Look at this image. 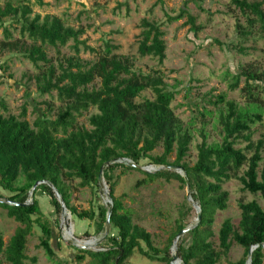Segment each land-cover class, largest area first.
I'll list each match as a JSON object with an SVG mask.
<instances>
[{
  "label": "trees",
  "instance_id": "1",
  "mask_svg": "<svg viewBox=\"0 0 264 264\" xmlns=\"http://www.w3.org/2000/svg\"><path fill=\"white\" fill-rule=\"evenodd\" d=\"M1 1L0 19L10 16L20 26L17 38L7 26L3 27L0 47L22 52L38 70L33 75L37 90L41 94L55 91L63 107L54 119L46 115L37 116L32 124L24 118L25 107L20 115L0 113V187L10 193L7 197L0 194V198L17 202H0V206L8 217L19 223L7 243L0 231V264L36 262V257L26 261L25 254L27 236L31 234L34 223L41 229L39 247L53 256L49 242L51 226L35 198V193L40 190L49 196L56 212L61 210L48 183L57 189L71 215L94 221L96 233L104 230L106 214L111 210L110 225L116 234L108 236L110 244L101 250L79 249L83 254L77 256L78 260L87 254L92 258V264H124L137 249L150 259L173 264L169 248L173 237L187 227L186 224L177 223L168 244L158 248L153 245L150 232L133 223L122 197L114 194L118 177L126 170L138 169L133 164L139 165L146 158L161 168L152 172L140 170L145 178L137 184L175 179L180 186H185L186 175L191 198L199 206L200 218L186 231L188 244L184 245L183 241L177 244V256L182 264H217L220 256L228 253L232 242L242 246L244 252L240 259L228 264H244L252 247L249 264H264V129L257 139L253 138V124L262 120L261 110L264 109V69L259 63L240 65L229 84L231 90H236L243 78L244 84L239 91L255 111L244 110L224 93L210 95L211 103L220 109L217 123L222 138L220 142L210 144L201 132L196 159L188 165L183 159L190 149L193 127L184 125L174 113L171 107L174 92L166 89L161 69L150 73L136 71L132 58L115 53L117 45L110 41H104L96 49L80 38L84 33L83 27L67 26L57 15L35 13L31 17L32 8L29 3H24L26 0H15V3L14 0ZM190 1L203 9L200 5L203 0ZM37 2L42 4V0ZM186 2L176 14L165 12V20L170 23L186 17L184 24L196 33L200 26L186 7ZM263 4V0L228 2L229 8L239 10L244 17V22L236 23V44L242 46L244 41L252 38L254 41L259 37L260 50L264 55ZM161 26L162 23L147 17L139 20L137 52L140 56L157 58L158 64H162L166 50ZM24 39L30 41L27 46ZM69 41L73 42L74 55L62 57L55 66L47 56L45 45L57 47ZM81 50L94 52L96 59L83 61L78 56ZM96 79L98 86H94ZM146 89L153 92V98L136 101ZM0 107L6 108L2 100ZM89 107L97 111L88 117L90 127L77 125L76 116ZM242 143H245L243 147L237 146ZM157 147H161V153L152 154ZM172 154L174 159L170 160ZM177 168L182 169L184 175L176 171ZM116 170L119 173L115 174ZM100 171L111 203L107 207L99 204L97 211L93 208L77 211L70 204L71 183L78 179L80 187H98ZM231 179L239 180L242 190L258 195L262 204L256 199L244 201L240 198L238 224L235 227L230 218L221 222L217 232V250L210 240L214 235L212 224L216 210L227 207L229 193L223 184ZM38 181L41 182L36 186L34 197L29 200V191ZM141 242L146 249L141 247Z\"/></svg>",
  "mask_w": 264,
  "mask_h": 264
},
{
  "label": "rangeland",
  "instance_id": "2",
  "mask_svg": "<svg viewBox=\"0 0 264 264\" xmlns=\"http://www.w3.org/2000/svg\"><path fill=\"white\" fill-rule=\"evenodd\" d=\"M155 1L42 0V4H39L37 0H26L24 3H29L31 6V17L35 13L41 16L57 15L67 26L83 27L84 33L80 38L85 39L88 45L96 49H99L104 41L117 45L114 52L130 56L133 69L136 71L150 73L154 69H161L166 89L174 92L171 102L174 113L184 125L193 127L190 149L183 159L184 164L192 165L196 159V146L202 139L201 132L205 134L206 141L210 144L218 143L222 138L217 123L220 109L211 103L210 95L224 93L227 98L234 99L244 110L255 111L239 91L244 84L243 78L240 79L236 90H231L229 84L242 64L256 62L264 69V55L260 50L261 38L256 37L254 41L253 38L246 40L242 46L236 44L238 41L236 23L244 22V17L239 10L228 7L229 0H203L200 2L203 9H199L198 5L190 0ZM185 1H187L186 7L190 13L196 17V24L200 26L196 33L189 30V25L184 24L186 17L170 23L165 20V12L176 14L182 6L184 7L183 2ZM13 2L15 3V0ZM142 17L162 23L163 38L166 42L165 58L162 64H158L157 58L147 55L140 56L137 52L139 20ZM4 26L10 29L14 38L18 37L20 23L8 16L0 19V41L3 39ZM24 42L27 46L30 41L24 39ZM72 43L69 41L57 47L45 45L47 56L55 66L62 57L74 55ZM78 56L83 61L96 59L95 53L87 50H81ZM37 72L35 65L26 59L22 52L0 47V100L6 106L5 109L0 107V113L20 115L22 108L25 107L24 118L30 124L37 116L46 115L49 119L56 117L63 103L57 99L55 91L51 94H41L37 90L33 79V75ZM98 84L99 81L96 79L94 86ZM145 98H153V92L150 89L143 90L135 100L142 101ZM95 112L97 111L94 107L81 112L76 116V124L89 128L88 117ZM261 113L262 120L253 124L254 139H257L264 129V109ZM244 145L245 143H242L237 146L243 147ZM161 151V147H157L152 154H159ZM169 159L173 160L174 154ZM139 165L151 172L161 168V166L150 163L149 158L140 161ZM140 170L142 169H129L122 173L118 177L114 194L122 197L124 206L130 211L133 223L150 232L153 245L162 248L168 244L177 223L181 221L186 226H190L197 222V210L193 205H197V202L191 198L189 187L180 186L179 181L175 179L169 181L156 179L137 184L145 178ZM175 170L180 174L184 173L182 169ZM241 172L242 170L239 174ZM116 173L119 171L116 170ZM77 182L78 179L71 183L70 196V204L77 211L90 208L97 211L99 204L107 207L111 203L105 180L104 189H99V186L80 187ZM241 187L242 184L237 179H231L223 184V188L229 193L227 207L224 210H216L212 224L214 235L210 238L217 250L219 249L217 232L221 222L225 218H230L235 227L238 224L240 198L244 201L256 199L262 204L258 195H252L242 190ZM0 194L4 197L10 195L1 187ZM35 198L39 202L43 217L50 223L52 234L49 242L54 254L50 257L39 247L41 229L37 223H34L31 234L27 236L25 254L28 259L26 261H29L31 257H36V262L33 264H92V258L87 254H84L82 260H78L77 256L83 254L79 251L83 248L78 245H83L88 241L92 244L90 250H101L110 244L107 240L108 236L116 234V230L111 225L107 234H104V230L99 233L94 232L93 220L79 219L71 215L67 208L64 213L61 210L56 212L50 203L49 196L40 190L35 193ZM17 226L19 223L8 217L6 210L0 206V231L5 243ZM173 239L169 248L171 255ZM181 241L184 245L188 244L187 232L180 235L177 244ZM141 247L147 248L143 242H141ZM243 252L242 246L232 242L228 253L222 254L217 264L236 261L243 256ZM176 263L182 264L179 259ZM124 264H164V262L150 259L134 249Z\"/></svg>",
  "mask_w": 264,
  "mask_h": 264
},
{
  "label": "water",
  "instance_id": "3",
  "mask_svg": "<svg viewBox=\"0 0 264 264\" xmlns=\"http://www.w3.org/2000/svg\"><path fill=\"white\" fill-rule=\"evenodd\" d=\"M134 167L138 168V169H142L144 171H147V172H151L149 171L148 169H145V168H142L140 165L138 164H133ZM178 169V168H177ZM180 169V168H179ZM157 170V169H156ZM184 175V173L182 174ZM102 176V171L99 172L98 174V177H97V183H98V186H99V189H104V180H103V177ZM184 178H185V183H186V187L188 188L189 187V184H188V180H187V177L186 175H184ZM41 181H38L36 182L30 189L29 191V200H32V198L34 197V191L36 189V186L40 183ZM48 185L52 188L53 192H54V195L57 197L59 203H60V207H61V211L64 213V211L66 210V206L64 204V201L61 197V195L58 193L57 189L51 184V183H48ZM108 194V192H107ZM0 202H7V203H11V204H17V202H14V201H11V200H7V199H4V198H0ZM23 204H27V202H24ZM194 207L196 208L197 210V220L200 218V210H199V206L196 205V204H193ZM110 213H111V210H109L106 214V218H105V224H104V234H107L108 231H109V227H110ZM193 225H190V226H187L185 228H183L180 232H178L174 239H173V253H172V260H173V264H177L176 263V260H178V256H177V240L178 238L180 237V235H182L183 233H186V231H188ZM91 243H89L88 241L85 242V244L83 245H78L79 247L83 248V249H90L91 248ZM254 247L250 248L247 252V255H246V259H245V263L244 264H249L250 263V257H251V252L253 250ZM263 248H264V245H263ZM180 260V259H179ZM181 261V260H180Z\"/></svg>",
  "mask_w": 264,
  "mask_h": 264
},
{
  "label": "bare ground",
  "instance_id": "4",
  "mask_svg": "<svg viewBox=\"0 0 264 264\" xmlns=\"http://www.w3.org/2000/svg\"><path fill=\"white\" fill-rule=\"evenodd\" d=\"M76 243V242H75ZM91 243V242H90Z\"/></svg>",
  "mask_w": 264,
  "mask_h": 264
}]
</instances>
